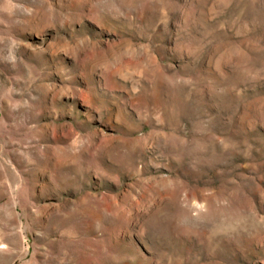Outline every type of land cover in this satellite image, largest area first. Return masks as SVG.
Wrapping results in <instances>:
<instances>
[{"label":"rangeland","instance_id":"1","mask_svg":"<svg viewBox=\"0 0 264 264\" xmlns=\"http://www.w3.org/2000/svg\"><path fill=\"white\" fill-rule=\"evenodd\" d=\"M0 264H264V0H0Z\"/></svg>","mask_w":264,"mask_h":264}]
</instances>
